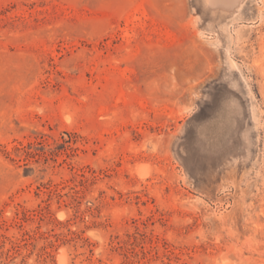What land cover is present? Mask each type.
I'll use <instances>...</instances> for the list:
<instances>
[{
	"label": "rangeland",
	"instance_id": "1",
	"mask_svg": "<svg viewBox=\"0 0 264 264\" xmlns=\"http://www.w3.org/2000/svg\"><path fill=\"white\" fill-rule=\"evenodd\" d=\"M216 1L0 0V264H264V0Z\"/></svg>",
	"mask_w": 264,
	"mask_h": 264
},
{
	"label": "bare ground",
	"instance_id": "2",
	"mask_svg": "<svg viewBox=\"0 0 264 264\" xmlns=\"http://www.w3.org/2000/svg\"><path fill=\"white\" fill-rule=\"evenodd\" d=\"M209 1H211V2H212L211 4H213V5H215V3H216V4H219L216 0H209ZM230 2H231V0H230ZM230 2L227 3V1H226V5H227V4L230 5V4H231ZM224 3H225V2H224ZM224 3H223V4H224ZM229 3H230V4H229ZM232 3H233V2H232ZM237 3H238V2H237ZM220 4H221V3H220ZM220 4H219V5H220ZM228 5H227V6H228ZM222 6H223V5H222ZM227 6H224V7L227 8ZM235 6H236V5H235ZM143 174H144V173H143ZM145 174H146V173H145ZM145 176H146V175H145ZM147 176H148V175H147ZM142 177H143V176H142Z\"/></svg>",
	"mask_w": 264,
	"mask_h": 264
}]
</instances>
